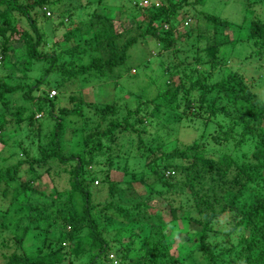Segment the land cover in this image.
<instances>
[{
    "label": "trees",
    "instance_id": "trees-1",
    "mask_svg": "<svg viewBox=\"0 0 264 264\" xmlns=\"http://www.w3.org/2000/svg\"><path fill=\"white\" fill-rule=\"evenodd\" d=\"M141 1L125 0L136 9L128 27L114 28L116 21L124 25V16L94 14L68 29L71 35L52 43L59 46L58 51L40 47L44 31L36 27L31 13L41 12L43 20L51 21L60 11L50 10H58L63 0H0V143L6 145L12 139L10 155L20 150L25 156L0 169V182L5 185L0 200L7 198L2 212L6 214L20 198L26 204L23 218L11 233L18 254L2 256L6 260L1 264H106L114 248L106 239L110 231L117 264H264V99L255 93L257 81H247L237 71L210 80V73L237 44L248 45L246 59L264 57V0H233L243 13L240 24L198 10L207 0H148L145 5ZM188 11L195 23L187 28L183 24L190 20ZM14 13L29 30L17 27ZM73 14L74 10L62 8L65 19L58 25H66ZM47 34L54 39L52 31ZM193 36L190 46L195 49L188 54L181 45ZM146 37L159 45L158 56L167 51L172 55L160 65L163 90L153 97L142 88L129 94L134 95L131 103L119 99L91 103L81 90L66 93L71 84L83 86L123 65L132 45ZM203 64L208 68L202 69ZM86 108L93 111V127H89ZM8 115L15 117L21 129L46 130V143L38 144V156L29 157L17 138L19 133L7 132ZM78 118H84L82 149L64 152L61 143L73 133L68 131L70 122ZM182 120L200 124L202 133L191 143L164 152L162 139L173 133L171 123ZM132 145L133 160L149 175L144 178L140 170L139 179L112 180L109 172L114 165L127 173L128 163L120 166L116 159L123 146L130 151ZM209 145L218 147L214 151ZM225 145L229 153L221 150ZM100 152L107 156V163L98 160ZM234 153H241L240 157ZM100 165H105V171ZM61 173L67 186L59 189L54 179ZM42 177H49L52 192L47 191L48 182L42 184ZM98 181L106 185L108 195L93 204ZM125 188L135 193L136 202L128 200L130 206H119L116 200L122 199ZM32 195L44 201L31 204ZM75 195L80 213L72 210ZM177 195L185 197L195 215L181 203L175 206L173 196ZM58 202L62 205L52 213L51 206ZM177 221L193 224L186 232L191 241L188 247L172 251ZM52 225L57 227L53 238L47 233ZM0 226L6 229L5 222ZM34 231L38 234L33 238L41 243L27 250V236ZM139 239V252L131 255ZM0 244L8 246L6 241ZM196 253L201 263L195 261Z\"/></svg>",
    "mask_w": 264,
    "mask_h": 264
},
{
    "label": "rangeland",
    "instance_id": "rangeland-1",
    "mask_svg": "<svg viewBox=\"0 0 264 264\" xmlns=\"http://www.w3.org/2000/svg\"><path fill=\"white\" fill-rule=\"evenodd\" d=\"M26 1V0H23ZM66 0H63L62 3L58 4V10H50L54 11L56 13L55 16H51L54 19L52 28H50V20L46 19L43 20V18L40 16L41 12L38 13V15L34 14V11L31 13L33 14V18H35V25L38 29H41V31H44V35H42V40L40 42V47L42 49H51L54 47V49L58 50L59 46L53 45L54 42H58L62 40V35H71V30L77 26V24L80 26V23L84 22L85 20H88L91 18L94 14L98 15H107L112 17H125L124 25H122L119 21L115 22L114 28L116 30H121V28L128 27L130 25V22L128 19L131 17H136V9H134L131 4H125V0H68L70 1L68 5L63 6ZM139 1V0H138ZM87 3V4H86ZM239 5V4H238ZM237 3H235L233 0H207L206 5L204 7L197 6L198 10L204 9L206 12L209 11L215 15H218L220 17L228 19L233 24H240L242 22V16L243 13ZM128 6V9L125 7ZM121 7V10H120ZM72 9L74 10V14L72 19L66 20V25L59 26V21L62 19H65V15H61V9ZM120 11H123V13L120 16ZM182 13L180 12L178 17H182ZM188 15L190 16V20L188 22V25H184V27L194 26V18L193 13L191 11H188ZM38 16V18H37ZM40 16V17H39ZM45 16L49 18L46 15ZM14 18L18 21L17 27L22 29L29 30V25H27L26 21L23 18H18L16 13H14ZM44 21V22H42ZM44 23V24H43ZM123 23V22H122ZM244 30L247 29L244 25ZM244 30L239 34L241 37H243ZM52 31L54 34V39L48 37L47 33ZM79 32V31H77ZM80 33V32H79ZM45 39V40H44ZM73 41L78 40L74 37L71 38ZM194 36L190 39H187L188 41L183 42V49L187 48L188 54H192V51H194L195 46L191 47V42H194ZM54 40V41H53ZM71 42V41H70ZM53 43V44H52ZM70 44L69 42L66 43L65 46ZM18 45V44H17ZM159 49V45L156 43V41L150 37H146L144 41H140L139 43H135L132 45V47L128 51V56L123 65H120L118 67L113 68V72L108 73L105 77L99 79V78H92L90 82L84 83L82 86V83H74L71 84L70 87L66 89L67 94H76L79 90L82 91V95L84 97V100L86 102H93V103H111L114 100L120 101V103L128 102L131 103L133 100L134 95H129L131 92L133 94H136V92L140 91L142 88H144L146 94H148L149 97H153L159 89L163 90L162 87V80L158 79L160 76V72L162 70L161 64L166 63L168 60H170V57L172 59V55L170 56L168 51L164 53L162 56L157 55V51ZM229 49V48H228ZM226 49V50H228ZM250 49H248V45L246 43H240L235 45L234 48H232L229 52L225 53V57H223L222 65L220 67L215 68L210 74V80L215 81V79H218L219 76L225 75L229 71H237L241 73L246 79L248 80H255L257 81V85L255 86L254 90L255 93H257L260 98L264 99V60L262 57L259 58H245V56L248 55ZM59 51V50H58ZM179 57H183L182 54H180ZM149 59L147 65L145 61ZM144 63V64H143ZM143 65V66H142ZM146 65V66H145ZM202 69L208 68L207 65L203 64L200 65ZM2 71H0V74ZM37 73V72H36ZM34 74V73H33ZM35 75V74H34ZM207 75V74H206ZM160 86V87H159ZM129 95V96H128ZM14 97L17 99L19 98L18 95H14ZM14 109H12L13 111ZM165 110H163L164 112ZM86 112V117H90L91 120L89 122V127H93L92 121L94 120V116L92 115V110H89L86 108L84 111ZM57 113V111H56ZM167 112H164L166 114ZM168 111V116H169ZM89 118V119H90ZM8 120L7 124V132H15L18 134L17 138L21 141L22 146L27 150L29 157H36L39 155V143H46V140L44 138L45 131L46 130H40L35 127L33 130L29 129H21L22 125H18L17 120H15V117L13 115H8L6 117ZM170 119V118H168ZM84 118H78L74 119V121L70 122L68 131H73V133L68 135V140L63 141L61 143V148L64 152L70 151V152H76L82 149V135ZM171 121V120H170ZM171 127L174 130L171 135H169L167 138L162 139L164 141V146L162 150L164 152L171 151L175 148L183 147L186 144H189L192 142L193 139L197 138L202 130V126L200 124L195 123H187L184 120H182L179 123L172 124ZM21 129V130H20ZM87 128H84V131ZM210 130V129H209ZM208 133V131H207ZM161 134V133H160ZM12 137L13 139L16 138ZM165 136V135H164ZM8 144L3 145L0 143V169L4 171L6 167H8L9 164L16 163L19 159L24 160L25 156L22 155L21 151H15V153H12L10 155V146L9 144L12 143V139H9ZM213 146V150L215 151L218 145H209L208 147ZM133 149L129 151V149L125 146L122 147L119 158L116 159L117 165L122 166L124 162L128 163L127 173H123L121 169H116L114 165V171H110L109 175L112 180H128L131 177L135 179H139L140 176L137 175L141 170V166L138 163H135L133 159H135V145H132ZM225 145L224 148H222V151L230 150ZM245 151H248V147H243ZM212 151V152H214ZM241 153H234V156L240 157ZM8 157V158H6ZM6 158L5 161L3 159ZM127 158V159H126ZM98 160L101 161L102 164L106 162L107 156L105 153L100 152L98 156ZM107 163V162H106ZM25 166V164H23ZM103 171H105V165H100ZM95 170H98V167L95 168ZM141 173L143 174V177L145 178L147 175H149L147 170H141ZM135 174V175H134ZM55 182L58 185L59 189L64 188L66 185L65 183V175L61 173V175H58L55 177ZM42 184L43 183H49V190L51 191V183L49 177H42L41 179ZM96 185L95 183H93ZM4 183L0 182V191L4 187ZM124 186V185H123ZM39 187V186H38ZM42 187V185H41ZM41 187H39L41 189ZM125 187V186H124ZM137 192H141L142 188L140 186H136ZM134 189V188H133ZM96 195L94 197L95 200H93V204L98 203L99 201H104L107 197V187L106 185L100 183L98 181V184L96 185ZM126 193L122 196L121 200H116L117 205H127L130 206V203L136 202L134 198H136L135 193L131 194V189L125 188ZM136 192V193H137ZM10 196V193H9ZM8 196V197H9ZM131 198V199H130ZM174 198V204L175 206H178L179 203L183 205L182 208L185 210L191 212V214L195 215L194 211L188 208L190 207V204L185 201V197L183 195H177L173 196ZM117 199V198H116ZM172 198L169 197V200ZM7 198H5L6 202ZM9 200V199H8ZM23 199H19L18 201H14V205L11 206L10 210L4 214L2 210H4L5 204L4 201L0 200V222L3 221L6 224V229L0 226V243L2 241H6L8 246H4L0 244V264L3 263V261L6 260V258L2 257H9L13 252L18 254V251L14 249L12 246V240H11V233L14 229L15 223L23 218L25 210L22 209L23 205L26 206L25 202L22 201ZM130 200V203H127V201ZM43 197H37L35 195H32V197L28 200L29 203H40L43 202ZM49 201L51 199L49 198ZM74 206L72 208L73 211L76 213L81 212L80 208V200L77 195L74 196ZM61 203L54 204L51 206L50 211L52 213L55 211V209H59ZM57 207V208H55ZM191 208V207H190ZM65 211H67L65 209ZM58 224L60 223L59 219H56ZM45 223V222H44ZM186 223V222H185ZM188 224V225H187ZM193 224L186 223L184 225L181 223V221H177L176 223H173L174 232H173V238H172V251L175 249H182L183 247H188V244L190 243L189 237L186 236V232L188 229H191ZM172 228V227H171ZM57 232L56 225H52L47 230L49 237H55ZM37 231L32 232L27 237V240L25 242L27 250L32 249V245L41 243V240H35L33 237L37 235ZM84 234V232H83ZM81 234V235H83ZM113 237V231L108 232L106 234V239L110 242L111 247L114 246L113 249L109 250V255L112 256L110 260H106V264H117L118 262V253L116 252L117 246L112 243ZM142 240L139 239L135 243L134 249L130 252L131 255H135L137 252H139L140 246H141ZM69 245V242L65 243V247L67 248ZM194 258L196 262L201 263V257L199 254H194ZM80 261L85 260V256H81L79 258ZM189 264V262H188Z\"/></svg>",
    "mask_w": 264,
    "mask_h": 264
},
{
    "label": "built area",
    "instance_id": "built-area-1",
    "mask_svg": "<svg viewBox=\"0 0 264 264\" xmlns=\"http://www.w3.org/2000/svg\"><path fill=\"white\" fill-rule=\"evenodd\" d=\"M147 1H148V0H142L140 4L145 5V4H147ZM46 15H48V13H46Z\"/></svg>",
    "mask_w": 264,
    "mask_h": 264
}]
</instances>
